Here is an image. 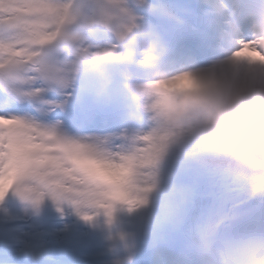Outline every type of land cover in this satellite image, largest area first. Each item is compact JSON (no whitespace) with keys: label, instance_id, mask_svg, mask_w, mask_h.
I'll use <instances>...</instances> for the list:
<instances>
[{"label":"snow or ice","instance_id":"snow-or-ice-1","mask_svg":"<svg viewBox=\"0 0 264 264\" xmlns=\"http://www.w3.org/2000/svg\"><path fill=\"white\" fill-rule=\"evenodd\" d=\"M75 3L0 0V201L15 191L34 203L48 197L78 210L103 209L111 218L116 203L143 202L140 194L150 189L141 185L153 176L161 137L156 132L126 136L129 144L114 151L111 137L72 136L63 130L58 110L64 108L60 97L65 91L57 83L61 72L72 71V63L57 56L71 55L60 44L67 39L64 28L74 18ZM90 17L117 35L121 26L135 21L125 0L94 5ZM79 54L89 55L90 49L81 47ZM91 54L119 55L115 46Z\"/></svg>","mask_w":264,"mask_h":264},{"label":"clouds","instance_id":"clouds-1","mask_svg":"<svg viewBox=\"0 0 264 264\" xmlns=\"http://www.w3.org/2000/svg\"><path fill=\"white\" fill-rule=\"evenodd\" d=\"M90 3L108 7L109 0H76L74 18L64 28L67 39L60 44L71 50L72 71L66 75L61 72L57 87L63 91L71 88L83 69L107 84L109 65L118 63L130 99L142 103L160 121L154 132L161 137L162 149L152 168L153 175L173 143L195 138L201 146L232 157L236 169L247 180L249 197H264V2L257 0L256 6L248 11L247 31L239 18L228 21V31L221 36L225 55L207 68L168 71L157 63V45H147L139 64L150 70V77L143 82L137 80L133 67L135 56L127 50L113 61L110 57L92 55L91 47L85 46L76 27L100 24L85 13ZM131 27L121 26V44L131 39ZM81 47L89 48L90 54L80 55ZM45 56L50 58L47 52ZM58 67L63 69L64 65ZM179 77L184 79L178 80ZM174 81L177 86L171 87ZM106 91L105 86L100 94ZM201 261L202 264H264V250L249 249L232 255L208 247L202 250Z\"/></svg>","mask_w":264,"mask_h":264}]
</instances>
